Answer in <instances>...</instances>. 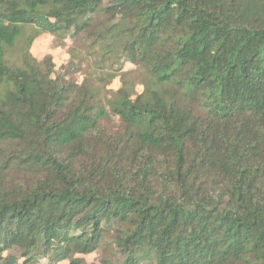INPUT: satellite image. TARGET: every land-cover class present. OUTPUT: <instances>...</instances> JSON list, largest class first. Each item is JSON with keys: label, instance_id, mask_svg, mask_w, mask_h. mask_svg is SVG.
<instances>
[{"label": "trees", "instance_id": "16d2710c", "mask_svg": "<svg viewBox=\"0 0 264 264\" xmlns=\"http://www.w3.org/2000/svg\"><path fill=\"white\" fill-rule=\"evenodd\" d=\"M0 264H264V0H0Z\"/></svg>", "mask_w": 264, "mask_h": 264}, {"label": "rangeland", "instance_id": "374dc122", "mask_svg": "<svg viewBox=\"0 0 264 264\" xmlns=\"http://www.w3.org/2000/svg\"><path fill=\"white\" fill-rule=\"evenodd\" d=\"M69 45L70 43L67 41L63 47H57L54 45V39L49 34H43L37 37L29 46V58L39 64L50 60L55 66H59L66 63L70 57ZM77 78L80 79L81 75H78ZM119 85L120 82L117 76L108 88L116 89ZM92 258L93 255L89 257V260Z\"/></svg>", "mask_w": 264, "mask_h": 264}]
</instances>
